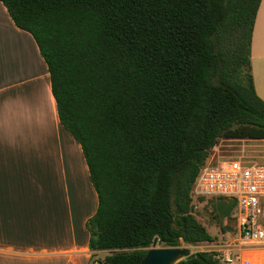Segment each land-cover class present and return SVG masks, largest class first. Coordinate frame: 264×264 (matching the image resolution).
Segmentation results:
<instances>
[{
    "label": "trees",
    "instance_id": "trees-1",
    "mask_svg": "<svg viewBox=\"0 0 264 264\" xmlns=\"http://www.w3.org/2000/svg\"><path fill=\"white\" fill-rule=\"evenodd\" d=\"M260 1L0 0L80 145L97 196L89 249L122 251L105 264H140L154 241H215L190 192L219 139L264 140L250 72ZM177 264L218 262L203 251Z\"/></svg>",
    "mask_w": 264,
    "mask_h": 264
},
{
    "label": "crops",
    "instance_id": "crops-1",
    "mask_svg": "<svg viewBox=\"0 0 264 264\" xmlns=\"http://www.w3.org/2000/svg\"><path fill=\"white\" fill-rule=\"evenodd\" d=\"M250 72L264 102V0L252 32ZM223 141L257 142L264 159V140ZM213 159L206 163L219 160ZM222 204L221 231L231 214ZM96 209L80 145L58 120L47 66L32 36L0 3V264H91L93 254L103 253L88 246L85 225Z\"/></svg>",
    "mask_w": 264,
    "mask_h": 264
},
{
    "label": "built area",
    "instance_id": "built-area-1",
    "mask_svg": "<svg viewBox=\"0 0 264 264\" xmlns=\"http://www.w3.org/2000/svg\"><path fill=\"white\" fill-rule=\"evenodd\" d=\"M241 152L233 150V155L222 156L215 163H205L190 192L195 200L222 199L234 205L236 214L234 232L229 234L231 242L207 251L213 253L218 264H249L243 252L264 251V159L260 157L258 162L254 157L245 156L243 150ZM99 264H105L104 260Z\"/></svg>",
    "mask_w": 264,
    "mask_h": 264
},
{
    "label": "rangeland",
    "instance_id": "rangeland-1",
    "mask_svg": "<svg viewBox=\"0 0 264 264\" xmlns=\"http://www.w3.org/2000/svg\"><path fill=\"white\" fill-rule=\"evenodd\" d=\"M223 140H226L224 138L219 139L217 143V150L211 151L212 157H214L213 160H218L220 159L221 156H226V155H233L232 151L236 150L239 151L241 154V150H243V154L245 156L249 157H254V159L258 162L261 161L260 159V146L259 143L257 142H228L225 143ZM225 145V146H224ZM230 146H233L230 147ZM238 155V152L237 154ZM218 158V159H217ZM222 199H214V198H198L195 200L192 197V205L193 207H197L196 209L193 210L194 215H196L197 221L201 224L204 223L206 224L210 229H216V233L218 236L215 237V241L212 243H199L196 245H186L180 242L179 247L180 248H187L191 254H195L196 252H203V251H212L216 249L218 246L222 245L225 246L227 243L231 242V238L229 234H233L234 232V220L232 219V216L235 214V208H230L229 204L225 205L222 204L223 207L227 210H229V224L226 226H222V231L220 230V223H219V218L217 214V204L222 202ZM218 227V229L216 228ZM213 231V230H212ZM222 235V236H220ZM166 248L162 243L157 241L156 245H151L150 248ZM149 248V249H150ZM116 252H122V251H103V253L99 254H93L92 255V262L91 264H99L102 260H104L108 255L111 253H116ZM242 256L244 259H247L249 264H264V251L262 250H257V251H248V252H243Z\"/></svg>",
    "mask_w": 264,
    "mask_h": 264
},
{
    "label": "water",
    "instance_id": "water-1",
    "mask_svg": "<svg viewBox=\"0 0 264 264\" xmlns=\"http://www.w3.org/2000/svg\"><path fill=\"white\" fill-rule=\"evenodd\" d=\"M157 241H154L155 246ZM187 248L166 247V248H150L146 250V254L140 264H177L184 259L193 258Z\"/></svg>",
    "mask_w": 264,
    "mask_h": 264
}]
</instances>
